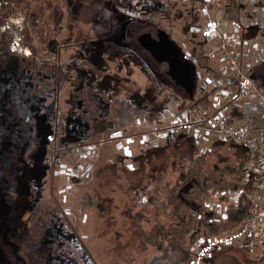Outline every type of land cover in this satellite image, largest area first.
Returning a JSON list of instances; mask_svg holds the SVG:
<instances>
[{
	"label": "rangeland",
	"instance_id": "obj_1",
	"mask_svg": "<svg viewBox=\"0 0 264 264\" xmlns=\"http://www.w3.org/2000/svg\"><path fill=\"white\" fill-rule=\"evenodd\" d=\"M112 1V6H115L118 14L125 15L135 22L148 19L159 25L158 18H163L160 22L163 27L160 26L167 30L168 37L188 54L189 60L195 57L194 50L210 51L213 42L209 39L204 43L198 37L202 31L199 27L203 28L207 24L198 11V0ZM199 1L202 7L211 12L212 6L202 4L204 0ZM249 4L241 5L242 20H234L238 25L249 22ZM69 7L72 11L77 10V4L73 1ZM68 11H62L60 25H64V33L54 34L57 45L62 44L65 39L70 42L76 40L74 37L77 33L84 30L81 21H71L66 17ZM197 18L198 26H194L193 21ZM68 22H73V26ZM32 23L33 19H30L29 24ZM5 24L7 27H2L1 30L10 27L16 33L21 27L20 23L11 21ZM230 24L231 19L228 18L226 25L217 26L218 31L222 33L226 26H231ZM98 27L101 28L102 25L99 24ZM68 31H72L70 35ZM260 40L264 41V38L261 36ZM258 41L253 40V43ZM77 47L76 56L80 66L87 53L82 49L83 44ZM127 49L134 53L133 48ZM200 55L207 57V54ZM200 62L204 60L200 59ZM200 62L198 68L203 64ZM96 63L97 60L94 61L95 65ZM124 64L126 63H122ZM194 64L197 65V62ZM133 68L138 75L139 67ZM15 72L16 70L12 72L11 67H6L0 71V75L8 81ZM104 83L107 91L111 93L109 98L124 97L125 91L131 93L135 89V100L139 103L143 101L152 116L147 115L144 119H136L130 123H120L129 138L126 141L129 142H124L121 132L108 128L103 129L94 142L90 143L85 138L89 129L81 128L63 132L62 136H59L63 138L60 143L52 140V133L50 127L45 124V118L33 116V128L21 131L15 126L13 113L7 109V105L0 107V145L7 152L12 151L14 155L5 172L0 169V238L7 240V244L15 253L14 261L9 263L0 252V264H34L30 259L32 250L43 260L49 255L50 258L46 262L55 264L51 259L56 256L55 252L50 250L43 254V246L41 251L37 249L41 238L44 243L58 248L60 255L62 251L72 255L74 250H78L89 254L97 264H146L154 255L165 249L171 211L166 204V198L172 189L180 184L182 170L178 165L185 166L186 170L194 153V142L187 134H191V130L185 131V128L182 130L178 126L181 110L184 109L182 107H185L188 99L184 95L179 96L170 89L172 87L169 88L162 82L155 84L158 87L153 88L151 80L145 76L143 79L138 76L137 80L130 84L111 82L107 79ZM34 86L32 81L23 83L17 79L11 93L15 92L19 98H24L32 93ZM69 90V93L60 94L59 97L67 99L68 95L77 98L79 105L73 113L78 116L80 110L84 109L80 101L85 88L74 86L69 87ZM107 109L108 106L104 107L103 111ZM100 114L97 111L93 117H98L100 121ZM158 121L161 124H158ZM181 121L182 119L179 122ZM81 122H86L85 118H82ZM168 129L174 130L172 135L166 133ZM141 140L144 142H140ZM243 154L242 149L238 150L234 145L222 143L204 156L203 172L210 174L224 166H237ZM228 184L237 185L232 188L233 191L239 189L238 182L234 184L232 179H228L224 186ZM52 187L54 191H48ZM28 189H34L36 192L32 200L28 198ZM43 194L45 196L41 201ZM230 196L232 201H235L233 194ZM45 207L52 209L45 212ZM216 209H219V206ZM50 211H57L56 213L66 217L64 235L57 228L61 227L63 222H50ZM14 229L21 231L25 237L16 238L19 236ZM57 232H60L59 236ZM195 237L192 234L191 240ZM62 238H65V241L60 242ZM186 239L189 241L188 236ZM73 240L76 242L67 244ZM196 243L197 241L192 247L193 251ZM2 248H5V245L0 241V249ZM220 248L213 251V259L209 264H264V260L248 263L244 249L239 248V251L233 252L237 250L236 246ZM61 262L65 264L64 258H59L57 263Z\"/></svg>",
	"mask_w": 264,
	"mask_h": 264
},
{
	"label": "flooded vegetation",
	"instance_id": "obj_2",
	"mask_svg": "<svg viewBox=\"0 0 264 264\" xmlns=\"http://www.w3.org/2000/svg\"><path fill=\"white\" fill-rule=\"evenodd\" d=\"M72 1L77 4L76 11L69 7ZM37 2L38 0H0V71L6 67H11L12 72L16 70L8 81L0 75V107L7 105V109L13 113L14 124L18 130H31L33 116H40L45 118V124L50 127L52 140L60 143L63 142V138L59 136H62L63 132L81 128L89 129L85 138L90 143L94 142L103 129L108 128L121 132L124 142H129L126 141L129 138L120 123H130L136 119H144L143 117L147 115L152 116L146 110L143 101L139 103L135 100L137 98L135 89L131 93L125 91L124 97L109 98L111 93L105 87V79L130 84L135 82L138 76L141 79L145 76L151 80L153 88H157L158 85L155 84L162 82L163 85L172 87L170 89L179 96L189 97L185 72L179 69V81L172 75L171 63L175 52L167 30L162 28L163 25L160 23L163 18H158L159 25L143 18V21L136 19L135 22L125 15L118 14L115 6H112V0H47L49 9L44 14L34 7ZM65 9L69 10L66 17L71 21H81L84 30L77 33L74 37L76 40L70 42L65 39L62 44L57 45L54 34L64 33V25L60 24L62 11ZM47 15L48 21L45 22ZM30 19H33L32 24H29ZM7 21L20 23L18 32L15 33L10 27L1 30L2 27H7L5 24ZM68 23L73 26V22ZM99 24L102 25L101 28L98 27ZM70 32L72 31H68V35ZM79 44H83L82 49L87 53L80 66L76 56ZM128 47L133 48L134 53L128 51ZM178 47L184 58L188 59V54ZM95 60L97 65L94 64ZM133 66L139 67L138 75ZM17 79L23 83L32 81L35 84L30 95L19 98L15 92L11 93ZM74 86L85 88L80 101L84 109H79L78 116L73 111L77 109L79 100L68 95L67 99L59 97L60 94L69 93V87ZM130 104L135 107V111H139L132 118L128 117ZM106 106L108 109L103 111ZM97 111L101 113L100 121L98 117H93ZM82 118L83 120L85 118L86 122H81ZM157 123L161 124L160 121ZM172 132L174 130L168 129L166 133L172 135ZM142 138L144 139L143 136ZM11 152H7L0 145V169L3 172L8 163L12 162L14 155ZM50 180L53 182V179ZM7 181L9 183L8 179ZM48 191H54L53 187ZM35 194V190L30 189L28 198L32 200ZM44 196L43 194L40 197L41 201ZM47 196L49 197V194ZM50 209L52 208L46 209L45 212H49ZM56 212L50 211L47 215L52 217L50 222L54 223L56 220L63 222V225L57 228L64 235L66 217ZM60 232H57L58 236ZM63 241L65 238L60 239V242ZM74 242L76 240L66 243L71 245ZM75 257L78 260L69 264H97L85 252Z\"/></svg>",
	"mask_w": 264,
	"mask_h": 264
},
{
	"label": "built area",
	"instance_id": "obj_3",
	"mask_svg": "<svg viewBox=\"0 0 264 264\" xmlns=\"http://www.w3.org/2000/svg\"><path fill=\"white\" fill-rule=\"evenodd\" d=\"M204 2L217 6L225 4L222 0ZM196 3L199 4L200 16L207 23L203 28L199 27V30L202 29L199 38L205 42L215 33L216 24L208 17L207 9L200 5L201 2L198 0ZM262 10L264 12V8ZM193 25L198 26V18L194 19ZM232 37V44L222 43L206 52L203 64L199 58L190 59L193 63L197 62V65L194 64L193 98H200L203 92L209 91V100L182 109L179 116V121H182H178V126L182 130H191L192 138L201 152L211 140L216 139L238 145L249 153L242 165L244 176L240 180L241 187L231 195L236 202L240 195L245 194L244 185L249 183L252 191H248L246 197L250 205L232 234L197 240L192 264H204L221 246L238 245V248L244 249L246 256L253 254L258 262L264 260V86L257 82V78L264 75L261 71L264 65V41L260 37L254 38L259 40L258 43L241 41L236 27L232 28ZM211 59L217 64L210 65L208 60ZM198 62L202 64L200 68Z\"/></svg>",
	"mask_w": 264,
	"mask_h": 264
},
{
	"label": "trees",
	"instance_id": "obj_4",
	"mask_svg": "<svg viewBox=\"0 0 264 264\" xmlns=\"http://www.w3.org/2000/svg\"><path fill=\"white\" fill-rule=\"evenodd\" d=\"M34 7L38 9V12L40 11L41 14H44V12L49 9L47 0H38ZM47 21L48 15L45 17V22ZM261 71L264 74V65ZM257 79V82L264 86V75ZM208 97L209 91L203 92L200 98L195 99L193 96L191 98L187 97L188 102L184 106L186 107L194 103L204 104L208 102ZM129 109V118H132L139 112L134 110L135 107L132 106V104H130ZM187 134L190 138L192 137L188 132ZM191 139L194 142V139ZM222 143L229 142L213 139L205 150L201 152L194 142V153L191 158V163L187 166L186 170H184L185 166L178 165V168L184 171H181L180 184L175 186L166 198V204L168 208H171L169 227L166 230V246L162 252L154 255L146 264H192L196 251H193L192 247L199 238L203 237L209 240L216 237L228 236L235 232L242 222L250 205L246 196L249 194L248 191H252V187L249 183L244 185L246 190L245 194L243 196L240 195L235 202L232 201L230 192H233L232 188L237 187V185L228 184L224 186V184L228 179H232L234 184L238 182V187H241L240 180H242L244 176L242 165L249 153L244 148L229 143L238 147V150L242 149L244 151L240 159L241 162L237 166H224L210 174L203 172L204 156L211 153ZM217 206L221 207L222 211L216 209ZM13 231L19 236L16 238L25 237V235H22L21 231L17 229ZM192 234L196 236L193 240H191ZM186 235L189 241L186 239ZM0 241L5 245V248L0 249V252L9 263H12L15 255L13 249L9 247L7 240L0 238ZM243 242L244 241H241L240 243L244 244ZM42 246L44 248L43 254L50 250L56 253V256L51 257L55 264L59 261V258L61 260L64 258L65 264H69L71 261L78 260L75 255L81 256V252L78 250H74L72 255L66 251H62L60 255V252L58 253V248L51 244L44 243L41 238L37 249L41 251ZM50 246H52V248ZM222 248L227 249L230 248V246H224L220 249ZM253 256V254H249L245 257L248 263H258ZM46 258L49 259L50 256L47 255ZM30 259L34 264H46V261H48L47 259H41L40 255L34 252V250L30 252ZM212 259L213 258L207 259L204 261V264H209ZM57 264H62V262Z\"/></svg>",
	"mask_w": 264,
	"mask_h": 264
},
{
	"label": "crops",
	"instance_id": "obj_5",
	"mask_svg": "<svg viewBox=\"0 0 264 264\" xmlns=\"http://www.w3.org/2000/svg\"><path fill=\"white\" fill-rule=\"evenodd\" d=\"M225 4L222 6H217L215 3L212 2H204L202 4H207V6L211 7L208 13V17L212 19L215 24H216V31L213 33L210 38L211 42H213L210 50L215 49L217 45L219 44H226L230 45L233 43V37H232V28L236 27L238 34L240 36L241 41H249V43L253 42L254 38L260 37L261 36L264 38V12L262 8H264V0H256V1H251V0H222ZM227 3V4H226ZM250 3V4H249ZM244 4H249L250 9H249V22H242L240 25H238V22H235L234 20L236 19L237 21H241L242 17L240 16L241 14V5ZM202 6V5H201ZM215 9V11H212ZM221 15V16H220ZM231 19V26H226V30H224L222 33L218 31V25L222 24L223 26L226 25V20ZM199 35V34H198ZM209 40L205 41L204 43L208 42ZM207 51L202 52V51H193V55L195 57L193 58L194 60H198L195 58L203 59L204 61L206 60L203 55L200 54H205ZM210 65H216L217 63L211 59L208 60ZM263 67V66H262ZM261 67V68H262ZM237 250H233V252L239 251V248H236Z\"/></svg>",
	"mask_w": 264,
	"mask_h": 264
},
{
	"label": "water",
	"instance_id": "obj_6",
	"mask_svg": "<svg viewBox=\"0 0 264 264\" xmlns=\"http://www.w3.org/2000/svg\"><path fill=\"white\" fill-rule=\"evenodd\" d=\"M171 42V41H170ZM171 46L175 52V57L171 63V69L173 70L172 74L176 78V81H179L178 74L179 69L181 68L186 74V89L189 91V97L191 98L194 93L195 87V65L189 59H185L180 48L172 41Z\"/></svg>",
	"mask_w": 264,
	"mask_h": 264
}]
</instances>
